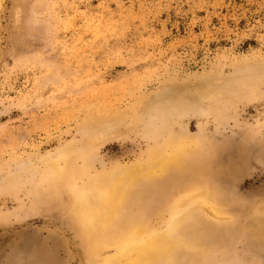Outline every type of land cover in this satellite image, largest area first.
Returning a JSON list of instances; mask_svg holds the SVG:
<instances>
[{"label": "rangeland", "instance_id": "374dc122", "mask_svg": "<svg viewBox=\"0 0 264 264\" xmlns=\"http://www.w3.org/2000/svg\"><path fill=\"white\" fill-rule=\"evenodd\" d=\"M173 138L203 165L145 185L150 224L164 231L172 193L198 181L227 216L163 264H264V0L1 2L0 264H90L66 190L39 197L50 156L72 146L106 174Z\"/></svg>", "mask_w": 264, "mask_h": 264}, {"label": "bare ground", "instance_id": "6f19581e", "mask_svg": "<svg viewBox=\"0 0 264 264\" xmlns=\"http://www.w3.org/2000/svg\"><path fill=\"white\" fill-rule=\"evenodd\" d=\"M75 149L71 146L50 156L47 169L43 171L47 178L41 180L47 188L43 193L40 191L39 197L45 203H53L63 199L66 190L69 213L87 247L90 264H163L172 261L187 248L192 250L199 246L201 249V244H206L207 241L199 240L198 232L208 228L207 218L227 216L221 204L198 181L189 182L172 193L169 225L164 231L152 226L147 219L144 201L151 195L148 199L153 203L156 196L153 197L154 190H147L153 194L145 195V185L154 187L159 182L166 185L177 182L202 166L203 152L195 142H180L173 138L157 144L145 162L95 175L88 169L76 167ZM79 182L81 184L77 186ZM257 212L258 219L264 217V210ZM107 249H114V254L109 255Z\"/></svg>", "mask_w": 264, "mask_h": 264}]
</instances>
